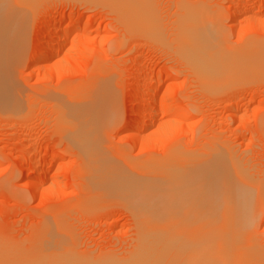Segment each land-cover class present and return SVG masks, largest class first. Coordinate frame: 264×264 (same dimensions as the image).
<instances>
[{
    "label": "rangeland",
    "instance_id": "1",
    "mask_svg": "<svg viewBox=\"0 0 264 264\" xmlns=\"http://www.w3.org/2000/svg\"><path fill=\"white\" fill-rule=\"evenodd\" d=\"M125 2L30 0L23 8L25 41L7 67L16 102L0 105V264L35 262L43 232L51 249L60 245L53 253L61 264L126 261L138 249V216L147 206L131 197L149 187L133 185L131 173L139 168L162 181L163 168L213 149L230 154L248 179L247 231L252 251L264 256V0ZM189 25L190 37L200 25L227 47L224 70L216 64L203 73L177 47ZM67 103L79 111L71 121ZM136 119L141 125L131 127ZM92 158L133 164L120 170L129 174L125 184L123 174L95 184ZM262 255L252 254L259 264Z\"/></svg>",
    "mask_w": 264,
    "mask_h": 264
},
{
    "label": "bare ground",
    "instance_id": "2",
    "mask_svg": "<svg viewBox=\"0 0 264 264\" xmlns=\"http://www.w3.org/2000/svg\"><path fill=\"white\" fill-rule=\"evenodd\" d=\"M29 1L30 0H0V105L2 104V106L13 105L16 102V95L14 96L15 93L13 92L14 90L12 88L13 86L10 79L12 75L9 74L10 76H8V73H10L11 70L8 72L7 67H9V56L15 50L17 52V49H21L22 45L24 44V33L26 32L24 31L26 29L24 27H26L25 25L27 22V17L23 11L27 9L23 8H26L27 2L28 4L32 2L31 1L29 3ZM119 4L123 5L121 2H119ZM132 5L131 8H134V4ZM128 9L129 8L126 6V11ZM22 13L25 16H22ZM138 18L140 17L138 16ZM139 23L142 25V22L138 21L137 24L139 25ZM143 26L146 28L145 24ZM143 26L141 27L144 28ZM183 28L184 29L182 33L186 36L183 39H180V41L178 39L179 42L177 43H179V45H177V47L181 49L182 52L188 54L191 60L198 66L199 71H202L203 73H209L211 67L216 66V64L221 66L224 70L226 54L223 48L227 49V47L225 48L222 46V43H219L222 46L221 48L212 42L211 37H205L207 30L202 29L203 27H200V25H197L196 27L197 37L194 36V38L189 36L190 32H192L191 34L193 35L192 30H194L191 25ZM63 30L65 32H69L72 30V27L68 26L64 28H55L54 34H58ZM62 40L63 39L58 38L54 49L52 47V53L57 52L61 48L63 42ZM47 47V43L43 44L39 51H37V54H35L36 57H41L42 53L45 52L44 50ZM19 53L17 54L19 55ZM247 59L248 58L244 59V61ZM262 59L264 60V57L261 55L259 61ZM248 60L247 62H249ZM37 66L38 65L34 64L33 69H36ZM8 69H10V67ZM236 71L237 70L234 72ZM226 73L227 71L225 74ZM220 76L223 77L222 74H220ZM220 76H218L216 79H220ZM206 79L209 78L206 77ZM74 104L75 103L65 106L66 111H63L64 114L66 113L68 116L69 121L72 119V117L70 118L69 115L77 116V113L79 112L77 111L78 109L74 110ZM146 107L147 106H145V108ZM136 120L131 123V127H136L138 123L141 125V123ZM148 123L149 119H145L143 126L147 125ZM81 128L82 127H80V129ZM82 132L84 133L83 129ZM203 155L204 159H202L203 156L200 155L202 158L199 156V158L196 157L197 160L194 162L191 161L192 163L189 165L186 163L187 160L184 161L181 158V161H178L175 163V165L172 164L169 166L170 168L173 167L171 171L172 173L169 171L168 166V169L163 168V173H169V176L164 174L160 179L163 181V177L166 175L165 177H169L170 181H168L169 178H167L163 181L164 184H161V186L166 185L170 186V188L174 187V189H171V192L163 191L165 190L164 188L166 186L164 188L162 187L163 189L159 187V183H163L162 181L158 180L159 178L157 179L154 178L155 176L151 177L150 175H147L146 170L144 172L140 170L141 172H139V168H135L137 169V172L133 171V173H131L133 174L131 177L132 181L135 183L133 185H149L148 190H144L141 187L142 190L134 193L133 195L135 197H131L133 199L136 197L137 199L139 198L142 201V204H144L143 201L145 203L147 202V206H145L146 209H144V206L140 204L144 211H142L143 209L141 210V212H143L142 214L139 211L141 215L138 216V218H140L139 223L141 224V236L138 249L126 261L120 259V262H118L117 260L112 261L110 259V261L108 260L107 264H259L257 260L262 254L258 253L259 256L256 258L257 260H255L254 256H257L258 254L253 252L255 246L253 249L250 241L252 236L249 237L250 235L247 231L252 221V215H250V213H252V209L248 210V208L251 207L250 204L252 203V200L249 198L253 197H251L248 193L249 185L247 186L248 182L245 181V179H248L245 178L246 176H241V168H238L239 166L237 167L238 163H236L232 156L227 152L213 149L206 151ZM97 158H99V156ZM97 158H92L91 161V168L93 170L92 178H94V182L97 185H108L109 183H113L114 179H116L117 176L122 175L124 170H128V168L133 167V164L130 163L129 166H123L120 163L115 164V162L110 159L98 160ZM101 158L103 157L101 156ZM53 160L51 159L47 165L51 166ZM125 163L127 164L128 162ZM120 170L122 172H120ZM159 171L157 170L156 173L158 172L157 174H160ZM170 174H172V177H170ZM125 175L128 178L129 174L127 173L123 174L122 177L120 176L122 179L121 183H123L126 179L124 177ZM123 178L125 179L123 180ZM127 181H131V179H127ZM32 183L36 189H40L38 184L39 182L37 183L33 181ZM124 184L125 183H123V185ZM257 199L259 201L258 197ZM140 205H138V207H140ZM252 227L254 229V225ZM43 234L41 235L42 243H40L41 240L39 238L40 241L37 244H42L37 246L39 248V250L38 248L36 249L37 253L35 254L37 259L32 264H61V258L54 256L58 249L61 250L59 248L60 245L58 249H54V251L51 249L52 246L45 244L46 239L45 237H42L45 235ZM251 235L254 237V234ZM53 251L55 253H53ZM31 253H34V251H31ZM252 254L254 256H252ZM262 257L264 258L263 255ZM31 262L32 261L29 263Z\"/></svg>",
    "mask_w": 264,
    "mask_h": 264
}]
</instances>
